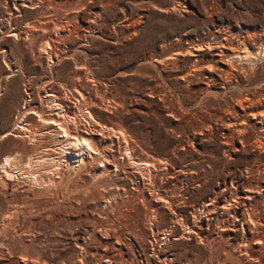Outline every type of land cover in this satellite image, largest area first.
<instances>
[{"label":"rangeland","instance_id":"374dc122","mask_svg":"<svg viewBox=\"0 0 264 264\" xmlns=\"http://www.w3.org/2000/svg\"><path fill=\"white\" fill-rule=\"evenodd\" d=\"M70 1L0 0V164L15 158L0 169V264H264V153L249 144L264 100L247 117L232 100L264 85V58L253 86L225 90L216 70L205 94L190 55L214 32L259 30L264 0ZM50 96L92 113L81 129L106 153L77 166L67 143L39 140L32 113Z\"/></svg>","mask_w":264,"mask_h":264},{"label":"bare ground","instance_id":"6f19581e","mask_svg":"<svg viewBox=\"0 0 264 264\" xmlns=\"http://www.w3.org/2000/svg\"><path fill=\"white\" fill-rule=\"evenodd\" d=\"M42 1V0H41ZM45 1V0H44ZM82 0H75L76 4H80ZM68 2V0H47V3L49 5H57L56 7H58L59 4L62 3H66ZM91 2V1H90ZM93 2V1H92ZM27 3V2H26ZM36 3V2H35ZM70 3H73V0L70 1ZM39 4V3H38ZM82 4V3H81ZM36 5V4H35ZM25 6V5H24ZM40 6V5H39ZM89 6V5H88ZM104 6V5H103ZM77 7V6H76ZM81 7V6H80ZM106 7V6H105ZM48 9V8H47ZM52 9V8H51ZM50 9V11H51ZM62 9V8H61ZM66 10V9H65ZM64 10V11H65ZM74 10V9H72ZM83 10V9H81ZM105 10V9H104ZM53 11V10H52ZM71 11V10H69ZM68 11V12H69ZM62 12V11H61ZM72 12V11H71ZM80 12V11H79ZM46 13V12H45ZM49 13V12H48ZM63 13V12H62ZM67 13V12H66ZM70 13V12H69ZM68 13V14H69ZM13 14V12H12ZM11 14V15H12ZM39 15V14H38ZM42 16H44L43 14H41ZM51 15V14H50ZM55 15V14H54ZM67 15V14H66ZM102 14H100L101 16ZM126 15V14H125ZM52 16V15H51ZM50 16V17H51ZM11 17V16H10ZM17 17V16H16ZM46 17V16H45ZM48 17V16H47ZM53 17V16H52ZM55 17V16H54ZM95 17V15H94ZM142 17V15H141ZM140 17V18H141ZM56 18V17H55ZM59 18V17H58ZM71 18V17H70ZM96 18V17H95ZM98 18V17H97ZM101 18V17H100ZM130 18V17H129ZM139 18V19H140ZM12 19V18H11ZM43 19V17H42ZM54 19V18H53ZM57 19V18H56ZM13 20V19H12ZM39 20V19H37ZM55 20V19H54ZM52 20V21H54ZM70 20V19H69ZM95 20V19H94ZM99 20V19H98ZM42 21V20H40ZM49 21V20H48ZM51 21V19H50ZM51 21V22H52ZM44 22V21H42ZM47 22V21H46ZM94 22V21H93ZM96 22V21H95ZM125 22V21H124ZM135 23V22H134ZM44 24V23H43ZM51 24V23H50ZM62 24V23H61ZM96 24V23H95ZM137 24V23H136ZM47 25V23H46ZM59 25V24H58ZM67 25V24H66ZM132 25V24H131ZM35 26V25H34ZM53 26V25H52ZM64 26V25H63ZM79 26V25H78ZM77 26V27H78ZM93 26V25H92ZM59 27V26H57ZM26 28V27H25ZM33 28V27H32ZM67 28V27H66ZM115 28V27H114ZM29 29V28H28ZM31 29V28H30ZM43 29V28H42ZM64 29V28H63ZM34 30V29H33ZM41 30V29H40ZM44 30V29H43ZM48 30V29H47ZM59 30V28H58ZM77 30V29H75ZM96 30V29H95ZM35 31V30H34ZM39 31V30H38ZM49 31V30H48ZM36 32V31H35ZM43 32V31H42ZM90 32V31H89ZM229 32V31H228ZM31 33V32H30ZM33 33V32H32ZM45 34H47L44 31ZM43 33V34H44ZM76 33V31H75ZM16 34V33H15ZM29 34V33H28ZM38 34V33H37ZM72 34V33H71ZM94 34V33H93ZM20 35V34H19ZM36 35V34H35ZM214 35V41L208 44V46L206 47V49L204 48L205 45H199L197 48H195L193 51L190 52V55L194 56L193 58V70L192 73L194 75H197L198 77L206 80L209 79V83L207 84L206 88L203 90V93H208L211 90V86H209L212 82L217 81L216 76H215V71L219 70L220 74H221V78H223L222 81V87L223 89L227 90V89H232L233 87L235 88H239L243 85V83L247 84V86H251L252 85V79L257 77V74L259 72V64L257 63L261 58H264V24L260 27L259 30L255 31V30H248L246 29L244 31V33L238 34L235 37L230 36L229 33L227 32H221V31H217L213 33ZM17 36V35H16ZM62 36V35H61ZM28 37V36H27ZM40 37V36H39ZM59 37V36H57ZM65 37V35H64ZM63 37V38H64ZM37 38V37H36ZM33 39V37H32ZM35 39V38H34ZM36 40V39H35ZM52 40V38H51ZM64 40H66L64 38ZM179 41V39H177ZM55 41V40H54ZM59 41V40H58ZM33 42V41H32ZM36 42V41H35ZM34 42V43H35ZM48 42V41H47ZM43 44V43H42ZM41 44V45H42ZM47 44V43H46ZM49 45V43L47 44ZM46 45V46H47ZM43 46V45H42ZM45 46V47H46ZM42 48V47H41ZM47 48V47H46ZM192 49V48H191ZM189 49V50H191ZM48 50V49H47ZM50 50V49H49ZM61 50V49H60ZM207 50V53H205V51ZM42 51V49H41ZM40 51V53H41ZM56 51V50H55ZM55 51H52L53 53ZM59 51V49H58ZM65 51V50H64ZM57 52V51H56ZM62 52V50H61ZM44 53H45V49H44ZM59 53V52H58ZM65 53V52H64ZM42 54V53H41ZM47 54V52H46ZM45 54V55H46ZM60 54V53H59ZM184 54V53H183ZM44 55V54H43ZM48 56V55H47ZM52 56V54H51ZM57 56V55H56ZM50 57V56H49ZM59 57V55H58ZM60 57H62L60 55ZM52 58V57H51ZM174 59V58H173ZM146 60H148V58H146ZM52 61V60H51ZM59 61V59H58ZM164 64L165 62H169L168 60H163ZM177 61V60H176ZM262 61V60H261ZM264 61V60H263ZM50 62V61H49ZM160 62V61H159ZM174 62V61H173ZM162 63V62H161ZM172 63V62H170ZM177 63V62H176ZM159 64V63H158ZM163 64V63H162ZM168 64V63H167ZM263 64V63H262ZM176 65V64H175ZM170 66V65H169ZM167 67V66H166ZM260 70H264V66L262 65V67H260ZM263 72V71H262ZM190 73V72H189ZM192 75V74H190ZM262 75V74H261ZM187 76V75H186ZM189 77V74H188ZM187 77V78H188ZM185 79V77H184ZM75 82V81H74ZM253 86V85H252ZM74 87V86H73ZM77 87V86H76ZM85 89V88H84ZM74 91H76L74 89ZM249 92V90H248ZM83 93V92H82ZM251 94H246L245 96H237V97H232L233 103L236 106H239L243 109L244 115L245 117L250 116L252 113V111H250V107L254 102H259L262 103L264 100V85L260 86L259 89H255L254 91H250ZM30 94V93H29ZM74 94V93H73ZM79 94V92H78ZM65 95V94H64ZM81 95V94H80ZM87 95V94H86ZM85 95V97H86ZM49 97V96H48ZM56 97V96H54ZM67 97V96H66ZM71 97V96H70ZM74 97V96H73ZM82 97V96H81ZM47 98V97H46ZM51 98V96H50ZM61 97L59 96L58 99H60ZM79 100V96L77 97ZM87 98V97H86ZM64 99V98H63ZM28 100V99H27ZM34 100V99H33ZM33 100H31V102H33ZM46 100V99H45ZM67 101V99H66ZM72 101V100H70ZM84 101V100H83ZM30 102V101H29ZM28 102V103H29ZM44 102V101H43ZM79 102V101H78ZM87 102L84 101V103ZM92 102V101H91ZM44 106H43V111H37L34 110L35 114L34 116H36L39 120V122L41 123V125L43 126V130L41 129V135H44V138L40 137L41 135H39V140L42 142L43 140H45L46 136H48L49 138H58L59 141H61L63 144L67 143L70 147V152L69 155H73L72 158H76V163L78 164L77 166H82L87 159H89L90 157H92V154H95L96 156H101L104 154V152H102V150L99 147L98 144V140L97 138H95V134L87 132L85 130H82L81 128L84 125L85 121H90V124H95V123H91V120L94 121V117L92 115V113L90 112H84V107L82 108L83 110L79 111V114L76 116H71L70 111L68 110V108H66L67 106H64L65 102L62 101H57V100H53L48 99L46 100V102H44ZM264 103V102H263ZM43 104V103H41ZM76 104V102H75ZM27 105V104H26ZM30 105V104H29ZM82 105V104H81ZM79 105V106H81ZM87 105V104H86ZM98 105V104H96ZM42 106V105H41ZM88 106V105H87ZM234 106V107H236ZM31 107V106H30ZM29 107V108H30ZM39 107V106H38ZM231 107V106H230ZM32 108V107H31ZM30 108V110H31ZM34 108V107H33ZM79 108V107H78ZM81 108V107H80ZM79 108V109H80ZM88 108V107H87ZM39 109V108H38ZM75 109L77 110V108L75 107ZM78 109V110H79ZM227 109V107H226ZM232 108H230L231 110ZM25 110V109H24ZM236 110V109H234ZM27 111V110H26ZM33 111V109H32ZM31 112V111H30ZM29 112V113H30ZM231 112V111H230ZM228 111V113H230ZM21 114V113H20ZM263 114V112H262ZM30 115V114H29ZM25 116V112L23 111V114L19 117L18 120H20V122L17 121V123L15 124V126L18 129H21L23 131H27V126L25 128V125L23 124L24 121H28V120H24ZM31 116V115H30ZM29 116V117H30ZM33 117V116H32ZM88 117V118H87ZM237 118V116H235ZM22 119V120H21ZM26 119V118H25ZM91 119V120H90ZM244 120L242 121V124H239V126L241 125V129L246 131V124H247V120L245 118H243ZM37 120V119H36ZM92 121V122H93ZM34 122V121H32ZM239 121H237L238 123ZM31 125V124H28ZM97 125H99L97 123ZM86 126V125H85ZM229 126H231L229 124ZM97 127V126H94ZM99 127V126H98ZM90 128V127H89ZM113 130V129H112ZM231 130V129H230ZM122 131V130H121ZM126 131V130H125ZM241 131V130H239ZM257 132L259 133V135L256 136V143H249L250 145H254V147L259 151L260 154L264 153V122L261 121L260 125L257 127ZM256 132V133H257ZM36 133V132H35ZM122 138L126 139L127 141L131 142L129 135L127 134L128 132H124L122 131ZM120 133V134H121ZM234 133V131H233ZM237 133V132H236ZM241 133V132H240ZM244 133V132H242ZM24 134V133H23ZM37 134H35L37 136ZM116 134V133H115ZM118 135V134H117ZM116 135V136H117ZM235 135V134H234ZM241 135V134H239ZM256 135V134H255ZM121 136V135H120ZM238 136V133H237ZM235 137V136H232ZM34 138H38L35 137ZM56 138V139H57ZM117 138V137H116ZM55 139V140H56ZM118 139V138H117ZM121 139V137H120ZM38 140V139H37ZM119 140V139H118ZM124 141V140H123ZM39 142V141H38ZM40 142V143H41ZM61 143V144H62ZM113 143V141H112ZM128 143V142H126ZM235 144V143H234ZM242 145V144H241ZM235 146V145H234ZM244 146V145H243ZM68 147V146H66ZM65 148V147H64ZM105 148V147H104ZM131 148V147H130ZM236 148V147H235ZM133 149V148H132ZM122 150V149H121ZM68 151V150H67ZM126 151V150H125ZM67 153V152H66ZM67 153V154H68ZM76 153V154H75ZM106 153V152H105ZM124 155V154H123ZM128 155V153L126 154ZM132 155V154H130ZM49 156V155H48ZM65 156V155H64ZM67 156V155H66ZM125 156V155H124ZM51 157V156H49ZM63 157V155H62ZM69 157V156H67ZM129 157V156H128ZM133 156H131L132 158ZM94 158V157H93ZM96 158V157H95ZM104 158V157H103ZM107 158V157H105ZM39 159H42L41 157ZM45 159V158H44ZM69 159V158H68ZM98 159V157H97ZM101 159V157H100ZM15 158L13 156H6L2 163L0 164V169L6 173H9L8 170H11L13 168V166H15ZM18 160V159H17ZM16 160V161H17ZM34 159L32 158V162ZM54 160V159H53ZM56 160V159H55ZM51 161L53 162L54 166L59 165V162L56 161ZM66 160V159H65ZM71 160V159H70ZM91 160V159H90ZM94 161H96V159H93ZM92 160V161H93ZM102 160V159H101ZM48 161V160H47ZM62 161V160H61ZM130 161V159H129ZM29 162V161H28ZM31 162V161H30ZM50 162V160L48 161ZM45 161V163H48ZM65 162V161H64ZM68 162V160H67ZM105 163V161H103ZM131 162V161H130ZM133 162V161H132ZM135 162V160H134ZM137 162V161H136ZM35 163V162H34ZM40 163V162H39ZM42 163V162H41ZM95 163V162H94ZM98 163V162H96ZM101 165L102 163L99 162ZM150 163V162H149ZM148 163V164H149ZM157 163V162H156ZM18 164V163H16ZM44 164V163H42ZM41 164V165H42ZM70 164V163H69ZM120 164V163H119ZM131 164V163H130ZM134 164V163H133ZM140 163H137V165ZM151 164V163H150ZM29 165H32V163ZM49 165V163H48ZM63 165V164H62ZM67 165V164H66ZM86 165H88L86 163ZM127 165V164H126ZM159 165V164H156ZM40 166V164H39ZM45 166V165H44ZM117 166V165H115ZM136 166V164H135ZM134 166V167H135ZM141 166V165H140ZM144 166V165H143ZM33 167V166H32ZM62 167V166H61ZM132 167V165H131ZM18 168V167H16ZM22 168V166H21ZM40 168V167H39ZM49 168V167H48ZM65 168H67V166H65ZM104 168V167H103ZM148 168V166L146 167ZM157 168V166H156ZM20 169V167H19ZM24 169V168H23ZM32 169V168H31ZM30 169V170H31ZM51 169V168H50ZM55 169V168H54ZM61 169V168H60ZM82 169V168H81ZM142 169V168H141ZM149 169V168H148ZM151 169V168H150ZM0 170V171H1ZM17 170V169H16ZM52 170V169H51ZM126 170V169H125ZM143 170V169H142ZM157 170V169H156ZM12 171V170H11ZM58 171V170H57ZM141 170H139L138 172L140 173ZM150 171V170H149ZM19 172V170H18ZM24 172V170H23ZM32 172V171H31ZM35 172V171H34ZM1 173V172H0ZM21 173V172H20ZM27 173V171H26ZM36 173V172H35ZM144 173V172H143ZM150 173V172H149ZM14 174V173H13ZM23 174V173H22ZM30 174V171H29ZM34 174V173H33ZM60 174V173H59ZM8 176L11 177V174H6ZM42 175V174H41ZM39 175V176H41ZM54 175V174H53ZM143 175V174H142ZM146 175V173H145ZM144 175V176H145ZM148 175V174H147ZM7 176V178H8ZM28 176V175H27ZM26 176V177H27ZM31 176V175H30ZM43 176V175H42ZM151 176H153L152 178H156L157 176V172H154L153 174H151ZM4 177V174H3ZM13 177V176H12ZM26 177L24 178V180L26 179ZM53 177V176H51ZM49 177V178H51ZM146 177V176H145ZM43 178V177H42ZM45 178V177H44ZM43 178V179H44ZM54 178V177H53ZM148 178V177H147ZM151 178V179H152ZM30 181H33L34 183H39L41 182L40 178L37 175H33L32 177H29ZM28 179V180H29ZM5 180V178H4ZM45 180V179H44ZM43 180V182H44ZM47 180V179H46ZM54 179H52L53 181ZM150 180V179H149ZM11 181V178H10ZM151 181V180H150ZM153 181V180H152ZM151 181V183H152ZM42 182V184H43ZM50 182V180L48 181ZM47 182V183H48ZM30 183V182H29ZM54 183V182H53ZM154 183V182H153ZM36 184V185H37ZM41 184V185H42ZM35 185V186H36ZM155 185V183H154ZM47 186V185H46ZM259 196L261 197L262 200H264V196L262 195V192H259ZM245 201H244V208H246V210L249 212L250 209H252L253 207V201L255 199V196L249 194V192L245 193ZM261 200V201H262ZM165 202V201H164ZM208 209V208H207ZM210 209V208H209ZM206 211V209H205ZM210 212V211H209ZM212 213V212H211ZM263 214L261 216H258L257 220L258 223H260V225H262L264 227V219H263ZM260 215V214H259ZM249 217V216H248ZM209 220V219H208ZM196 223V222H195ZM199 223V222H198ZM197 225V224H196ZM202 228V227H201ZM191 230L195 231V228H190ZM191 232V231H190ZM197 232V231H196ZM263 231H261L262 233ZM185 233V232H184ZM194 233V232H193ZM201 233V232H200ZM260 234V233H259ZM258 236V235H257ZM258 240L257 243H261L263 246V250H264V232L258 236V238L256 239ZM253 257V256H252ZM254 258V257H253ZM260 258V257H259ZM258 258V259H259Z\"/></svg>","mask_w":264,"mask_h":264}]
</instances>
